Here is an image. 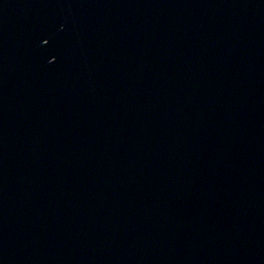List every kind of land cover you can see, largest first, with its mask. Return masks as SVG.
<instances>
[{"label":"water","instance_id":"obj_1","mask_svg":"<svg viewBox=\"0 0 264 264\" xmlns=\"http://www.w3.org/2000/svg\"><path fill=\"white\" fill-rule=\"evenodd\" d=\"M0 264H264V0H0Z\"/></svg>","mask_w":264,"mask_h":264}]
</instances>
